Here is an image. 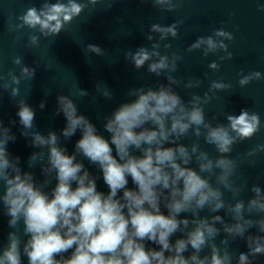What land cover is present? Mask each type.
<instances>
[{
    "label": "clouds",
    "instance_id": "9594fccd",
    "mask_svg": "<svg viewBox=\"0 0 264 264\" xmlns=\"http://www.w3.org/2000/svg\"><path fill=\"white\" fill-rule=\"evenodd\" d=\"M141 2L164 19L165 13H178L185 0ZM115 3L40 0L39 7L30 6L17 16L18 22L10 18L8 31L27 29L22 47L36 49L42 41L54 43L85 13L89 20L98 5L109 11ZM257 10L264 12V4H257ZM228 15L231 19L235 12ZM184 24L183 17L153 22L142 30L146 45L123 51L135 70L146 69L158 79L156 86L128 88L124 95L129 99L104 114L103 131L79 111L77 101L90 96L113 101L116 94L104 81L95 82V95L77 82L67 95H57L53 115L62 114L65 124L44 134L27 102L31 88L22 95L20 86L32 85L37 68L50 70V64L37 59L30 66L23 55H15L6 74L0 65V97L8 93L18 118L8 125L0 119V216L7 217L9 229L0 242V264H24L25 258L27 264H264V173L249 183L242 172L256 168L264 143L234 154L237 145L264 130V120L248 107L239 114L222 110L209 117L206 112L224 99L222 93L233 95L237 88L264 81V72L241 69L235 86L223 77L211 79L209 72L219 73L234 59L235 33L219 27L184 49L186 54L199 52L202 59L215 56L207 64L209 72L178 76L185 55L171 41L179 38ZM119 33L130 35L131 30L121 28ZM20 41L21 36L14 38ZM82 49L89 64L93 55L109 56L96 44L82 43ZM205 80L206 90L196 91ZM45 107L41 100L39 108ZM17 123L34 149L27 169L9 151L17 140L12 131ZM77 132L69 152L67 142ZM101 180L107 191L98 187ZM237 241L247 251L234 248Z\"/></svg>",
    "mask_w": 264,
    "mask_h": 264
},
{
    "label": "water",
    "instance_id": "95a60500",
    "mask_svg": "<svg viewBox=\"0 0 264 264\" xmlns=\"http://www.w3.org/2000/svg\"><path fill=\"white\" fill-rule=\"evenodd\" d=\"M39 3L40 0H0V65L6 74L9 68L14 67L11 60L15 55H23L24 62L30 66H35L37 59L50 64V70H46L43 65L37 68L32 85L22 82L20 86L22 95L31 88L27 102L36 110V124L38 130L44 134H47L49 130L59 131L64 127L63 115H53L56 108V96L67 95L76 82L81 88L89 90L92 95H95L94 86L98 80L104 81L114 90L116 95L113 101H105L103 98L93 101L91 96L77 101L79 111L88 116L101 131H103L104 114L110 113L117 104L129 99L124 95L128 88L141 85L156 86L158 78L148 75L146 69L135 70L122 55L124 50L134 51L137 47L147 44L142 30L146 31L149 24L153 22L167 24L177 17L185 18L179 38L171 41L173 47L185 55L184 62L177 73L185 79L193 75L203 77L205 72H209L207 64L216 57L209 56L207 59H202L199 52L186 54L184 49L197 36L211 34L214 28L225 27L226 30H233V17L230 19L228 15L229 12H233V0H185L178 13H165L163 14L164 19H161V13L152 9L150 4L142 3L141 0H117L109 11H101L102 6L98 5L97 12L89 20L85 13L79 20L73 22L68 31L56 37L54 43L42 41L39 48L28 50L22 47V44L27 42L28 30L25 29L23 33L9 32L8 24L10 18L12 23L18 22L16 21L17 16L30 6L39 7ZM121 28L130 29L131 34L120 35ZM16 36H21L19 44L14 42ZM81 38L82 43L96 44L104 48L109 53L108 58L93 55L92 64L87 63L82 43L77 44ZM230 72L231 61H228L223 64L219 73L209 72V76L211 79L223 77L226 82H230ZM159 79L160 82H164L163 78ZM207 85L208 81L205 80L202 88L196 91L202 93ZM177 91L188 99L187 93L181 89ZM221 95L224 99L214 101L207 107L206 112L209 117L219 114L222 110L227 111L228 94L222 93ZM41 100L46 101V107L43 110L39 108ZM16 111L17 107L10 100L8 93H3L0 97V119L8 125L9 120H18ZM220 119L223 121V116ZM19 129L18 123L12 127L17 140L9 144V151L14 155H19L27 169V158L34 149L29 147L28 141L20 135ZM103 134L106 137L108 135ZM79 136L77 132L76 136L67 142L69 152L72 151ZM201 143L214 154L210 146L203 145V141ZM92 170L95 171L94 168ZM34 171L39 176V168ZM129 186H132L131 181ZM98 187L107 191L102 180L98 181ZM8 231L7 217L0 216V242L5 240ZM24 264H27L26 258Z\"/></svg>",
    "mask_w": 264,
    "mask_h": 264
}]
</instances>
